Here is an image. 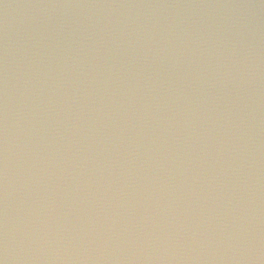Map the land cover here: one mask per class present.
<instances>
[{"label": "water", "instance_id": "1", "mask_svg": "<svg viewBox=\"0 0 264 264\" xmlns=\"http://www.w3.org/2000/svg\"><path fill=\"white\" fill-rule=\"evenodd\" d=\"M0 264H264V0H0Z\"/></svg>", "mask_w": 264, "mask_h": 264}]
</instances>
